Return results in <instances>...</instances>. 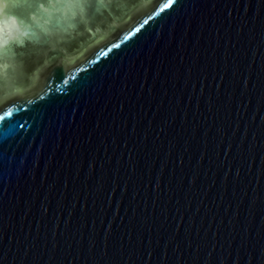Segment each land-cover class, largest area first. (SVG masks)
Returning a JSON list of instances; mask_svg holds the SVG:
<instances>
[{"label": "water", "instance_id": "95a60500", "mask_svg": "<svg viewBox=\"0 0 264 264\" xmlns=\"http://www.w3.org/2000/svg\"><path fill=\"white\" fill-rule=\"evenodd\" d=\"M30 3L0 49V264H264V0Z\"/></svg>", "mask_w": 264, "mask_h": 264}, {"label": "clouds", "instance_id": "9594fccd", "mask_svg": "<svg viewBox=\"0 0 264 264\" xmlns=\"http://www.w3.org/2000/svg\"><path fill=\"white\" fill-rule=\"evenodd\" d=\"M37 5L36 7H40ZM32 7L30 0H0V40L4 38L5 35L8 37L13 36L12 30H5L9 24L16 25L18 27H31L26 21L20 20L19 18L28 12V19H35V12L28 11ZM21 47L24 45L21 44Z\"/></svg>", "mask_w": 264, "mask_h": 264}, {"label": "snow or ice", "instance_id": "6c2138e0", "mask_svg": "<svg viewBox=\"0 0 264 264\" xmlns=\"http://www.w3.org/2000/svg\"><path fill=\"white\" fill-rule=\"evenodd\" d=\"M18 31L17 28H13V32ZM9 43V37L7 35L4 36L2 40H0V49L6 50Z\"/></svg>", "mask_w": 264, "mask_h": 264}, {"label": "trees", "instance_id": "16d2710c", "mask_svg": "<svg viewBox=\"0 0 264 264\" xmlns=\"http://www.w3.org/2000/svg\"><path fill=\"white\" fill-rule=\"evenodd\" d=\"M148 5L150 6L151 5V3H148ZM132 18V16H130V17H128V19L127 20H125V21H123V22H121V24H120V26H123V25H125L130 19ZM92 47V46H91ZM88 48H90V46L88 47Z\"/></svg>", "mask_w": 264, "mask_h": 264}]
</instances>
